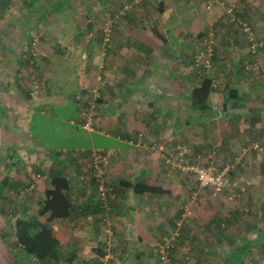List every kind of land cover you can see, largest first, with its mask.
Wrapping results in <instances>:
<instances>
[{
	"label": "rangeland",
	"instance_id": "obj_1",
	"mask_svg": "<svg viewBox=\"0 0 264 264\" xmlns=\"http://www.w3.org/2000/svg\"><path fill=\"white\" fill-rule=\"evenodd\" d=\"M43 1L10 0L7 3L0 0V119L3 116L6 120L4 125L0 124V180L6 182L3 187L5 190L0 193V264H160L158 246L175 228H178L179 235L171 241L173 247L167 264H234L231 258L225 259L230 250L244 244L245 240L255 241L258 230L264 231V112L262 119L260 117L256 120L251 114L259 107L264 110V0H221L223 6L219 5L221 2L214 0H166V5L175 7L178 4L183 11L179 12L181 17H176L172 23H160V41L176 40L173 42H177L178 47L184 45H181V49L172 50L177 58L182 59V64L175 66V63H169L167 69L170 72L175 69L182 72L184 94H187L201 77L207 75L216 88L207 100L210 106L207 105V110L210 108L213 114H203V123L201 113H193L200 118V123L197 124L188 118L191 112L185 102L187 97H181L177 105L171 100V104L179 110L176 117L167 114L168 123L162 134L165 133L168 139L161 141L164 142L162 144L148 145L151 152L157 154L158 162L159 155L168 159L164 164L165 169H161L162 172L153 179L157 187H167L168 192L162 189L154 191L152 196L155 200L150 198L142 202V209L136 212L141 213L140 220H137L140 225L117 224L110 227L94 224L88 227V231L95 234V239L86 240V237L78 235V232L88 233L83 223L74 224L77 232L75 235L67 232L70 226L55 225L53 222L52 227L60 240L62 254L55 261L44 262L27 255L14 245V222L17 216L22 214V202L28 204V209L23 212L22 217L36 214L45 202V191L50 181H64V186L74 188L76 195L81 194L84 197L87 191L76 193L75 190L87 184L80 179L81 176H87V179L91 177L87 170L88 150L109 152L110 160L113 157L111 152L116 155L120 151L122 154L132 153L133 150L128 149L145 145L144 134H150L153 129L155 133H161V128L151 129V126H148L136 135H130L126 129L112 126V108L115 107L112 103L116 101V96L113 95L111 87L115 86L117 75L112 68V56L106 57L108 51L103 49L105 46L102 45V22L106 17L113 18L112 39L116 24L114 21L117 19L116 15L112 14L119 0H80L79 6L77 3L72 4L70 0L58 15L49 16L36 23V16L30 15L32 6L29 7V4L36 3L39 6ZM80 6L88 11L84 19H92L97 23L96 27H92V30L96 31L93 33L91 46H83L84 39L80 38L77 30L75 8ZM146 7L149 11V7ZM70 9L72 12L69 14ZM55 17L57 19H53ZM232 18L237 24H248L251 28L249 31L257 41L247 44L242 30L234 21H229ZM157 23L152 17L146 23L151 29L150 35H155L150 25L156 28ZM37 29L40 30L38 33ZM53 29L52 35L57 41L52 43H70H67L66 50L56 49L57 53L55 58L53 57L55 60L50 56L49 60H53L49 65L42 56L36 54V49L41 38L45 40L52 36L48 30ZM229 33L234 39L228 37L231 36ZM205 40L211 41L209 44L215 49L209 70L202 65L196 66L191 61L196 51L201 50ZM29 41L30 47H35L25 49L26 64L24 59L19 62L20 58L13 59L11 54L7 57L3 55L9 52L8 48L16 44L17 47L27 46ZM52 43H47V47L52 46ZM252 44L254 48L251 47ZM164 48L162 52H171L169 48ZM105 51L106 55H102ZM82 55L85 59H82ZM167 56L169 57L163 55L165 59L172 57L171 54ZM100 57L102 60H99ZM14 60L24 64L14 70ZM45 63L48 70H55V73H48L50 84L46 79H42L46 78L43 73ZM154 71L153 74L157 72ZM193 74L195 76H192ZM98 75L105 80V85L99 89L98 100L94 101L93 130L87 131L81 127L79 113L85 107L83 100L87 88L96 84ZM13 76H17V80ZM6 78L11 81H5ZM35 81L36 89L33 87ZM146 82L152 85L151 88L157 85L153 79ZM234 85L246 98L244 105L239 108L240 116L234 114V105H223L220 95V90ZM45 90L52 94L55 103L47 104L43 109L30 106L29 101L33 100V97H40ZM10 92L18 94L16 97L26 95V105L23 104V107L28 109L25 113L16 112L17 106L21 107L22 104L17 105L12 101ZM4 93L10 98H4ZM76 95L81 98L76 100ZM146 99L151 100V97ZM103 102L106 106L102 109ZM157 110L161 116L164 115L160 112V107ZM254 145L257 146L255 149ZM20 148L25 150L22 155L18 153ZM237 156H242V159L241 163L235 166V175L243 176L245 181L241 183L244 192L233 200L228 199L227 193L210 195L206 190L199 188L193 174L184 169L191 165L206 166L211 161L225 166ZM47 157L61 159L62 163L66 164L54 160L53 169H46L43 162L50 161ZM32 158H40V166H36ZM3 170H9L13 174H10L13 177L8 183L9 177L1 176ZM17 173L25 176L23 181L29 180L31 184L17 188L12 181L19 176ZM105 182L111 192L115 184L110 182L106 173ZM88 186L90 190L96 188L92 183ZM111 201L107 198V205ZM151 212H154L152 218L155 220L143 222L142 216L149 218L147 214L150 215ZM140 226L147 231V241L145 238H134L136 229ZM107 228L113 232V246L110 245L112 240L109 246L107 244L110 240L105 236ZM127 236L131 239L126 238ZM258 244L250 245V252L243 253L242 264H264V244L262 247ZM134 247L145 250L148 255L136 256L138 253ZM98 251L110 252L114 257L105 261L100 258ZM70 252L74 254L70 256ZM130 253L134 255L129 256Z\"/></svg>",
	"mask_w": 264,
	"mask_h": 264
},
{
	"label": "crops",
	"instance_id": "obj_2",
	"mask_svg": "<svg viewBox=\"0 0 264 264\" xmlns=\"http://www.w3.org/2000/svg\"><path fill=\"white\" fill-rule=\"evenodd\" d=\"M9 1L10 0H5V2L7 3ZM37 1L39 2L40 0ZM71 3L72 4L77 3L79 6L80 0L77 1L72 0ZM145 6L149 7V11L147 7L145 8ZM68 11H70L69 12L70 14L72 12V9ZM75 11H76V18L78 25L77 30L79 31L80 38L84 39L85 42V43L83 42L84 44L83 46L85 45L91 46V42L94 38L92 36L96 30H92L93 26L92 25L88 26L87 20L84 19L86 18L87 16L86 12L88 11H85V9L82 6H80V8L79 7L75 8ZM181 11L183 10H181L178 4H176L175 7L171 4L166 5V0H157V1L143 0L142 2L141 1L138 2L133 9L128 10L127 12H125L124 15H121L116 19L115 29L113 31L111 43L110 44L108 43L109 46L107 50L109 51L106 56V57L112 56V68L115 69L117 75L116 76L117 82L115 86L111 87L113 95L116 96V101L114 100V103H112L115 106L112 108V113H113V117L111 118L112 126L115 125V127L118 129H126L130 135L132 134L136 135L139 131L141 132L142 129L145 130V128L148 126L149 127L151 126V129H153L154 127L156 129L161 128V133L159 132L155 133L153 129L151 130L150 134H144L146 139L145 145L141 147L134 146L133 149H128L129 151L133 150L132 153H128V154L124 153L125 155L122 154L120 150L123 148L119 150L120 153L118 155L111 152L112 154L111 156L113 157L112 159L110 158V160H108V163L105 166V173H106V177H108V179H110V182L114 183L115 186L111 189V192H109L108 198L112 201L111 203H108L106 207H103L102 203L97 198L96 188H94V190L92 189L90 190V187L88 186L89 183H92V185L95 186L94 180H92V178H88L84 180V183H87L86 185H84L85 187L82 186L81 188H76L75 190L76 193H84L85 191H87V195H85L84 197L81 196V194H79L80 196L76 195L73 192L74 188H68V186L67 187L64 186V181L63 183L60 181L56 183L50 181V184L48 182L46 190L50 189L56 191L55 192L56 196L57 193H60L63 196L67 195L70 200L71 197H73L74 200L72 199V201L81 205L82 210L85 211V213L79 216L74 215L69 217L68 219H64L60 221L58 220L55 222V225L59 224L64 226H70L67 229V232L69 234L74 233L75 235H77V232L75 231L76 229L73 227L75 223L85 224L86 227H84V229H86L87 231H88V227L93 226L94 224L99 226L107 225L110 227L116 226L117 224H126L128 226V224L130 225L136 223V225H140V223H138L137 220H140L141 213L140 212L136 213V212L142 209L141 207L142 202L144 200L148 201L150 200V198L151 200H155V198L153 199L152 196L154 191L157 192V191H161L160 189H162L163 191L168 192L167 187L164 186L157 187L155 185L157 183L153 182V179L157 177V174H159V172L160 173L162 172L161 169H165L166 166L164 164L168 162V159L164 158L163 155H159L160 162H158L157 154L152 153L150 150L151 147H148V145L158 144V143L162 144L164 142L161 141H166L165 140L167 138L166 134L165 133L162 134V130L166 129L168 123L167 114H173L176 117L177 116L176 113H178L179 110L177 106H173V103L171 104V100H174L177 105L181 97L182 98L188 97L190 93V91L187 94L183 93L184 89L182 85L184 81L182 80L183 79V76L181 75L182 72H178L179 70L177 71V69H175V71L170 72L167 69V66L170 65L169 63H175L176 64L175 66L178 65L180 66L182 64V59L177 58L175 54H173L172 50H176V48L177 49L183 48L181 47V45L183 44H181L179 48L177 46L179 44L177 42H173L176 40H173L171 42L166 40L160 41L162 40L160 37V30L162 25H160V23L164 24L165 21L166 23H172L176 17L178 18L181 17V13H179ZM151 17L153 18L155 23L156 22L159 23V25L157 23V25L155 26L156 28L150 25L152 31L154 30L155 35L149 34L151 29L149 28V26L146 25V23L150 21ZM68 21H70V19ZM36 31L38 33L40 30L37 29ZM48 31L52 35L54 29ZM37 33H35V35H37ZM53 41H57L55 40L53 35L48 37L47 39L45 38V40L41 38V40L37 44V49H36V54L40 57L42 56L41 58L45 59V61L48 62L49 65L52 64V60L55 58V55L57 53L56 49H61V51L66 50V48L68 47L67 43H70L67 42L59 45L52 43ZM30 42L31 41L28 42L29 44H27V46H23L24 48L22 46L17 47L16 44L15 46L8 48L9 52L7 51L3 53V55L7 57L11 54V57H13V59L20 58L19 62L24 59V62L26 64L27 57L24 54L25 49L28 48L30 50V48L33 49L35 47V46L30 47L31 44ZM47 43L49 45L50 43H52V46L47 47L48 46ZM10 45L13 44L10 43ZM164 47L169 48V51L171 52L168 53L162 52V49H165ZM59 53L63 54L64 52L63 53L59 52ZM164 54L166 57H169L167 56V54L168 55L171 54L172 55L171 59H165L163 57ZM50 56L54 58L52 60H49ZM82 59H85L83 55H82ZM99 60H102V58L100 57ZM24 62L22 64H19L18 62L15 61L14 63L16 64V68L14 70H18L20 66L24 64ZM46 65L47 64L45 63L43 67L44 69L43 73L44 75H46V78L43 77L42 79L43 80L46 79V81H49L48 84H50V78H47L48 73L51 72L55 73V70L53 69L48 70V67H46ZM153 69L157 70L155 74H153L155 72ZM13 78L17 80V76H13ZM8 79L9 78H6L5 81H11ZM151 79L157 82V85H155L153 88H151L152 86L151 84H147L146 82V81H150ZM145 82L146 84H144ZM102 91H104V89H102ZM13 92H10L12 101H14L17 105L19 103L22 104L21 107H19V105L17 106L16 112L18 114L25 113L28 109V107H23V104L26 105V100L24 99L26 98V95L16 97V95L18 94H15ZM239 93L241 92L239 91ZM51 95L52 94H49L48 90L47 91L45 90L44 94H42L40 97L39 96L33 97V100L29 101V103H31L30 106L33 105V106H37L38 109L41 108L43 109L46 107L47 104L52 105L55 102L53 101ZM241 95L244 94L241 93ZM3 97L10 98L7 93H4ZM75 97L77 100V98H79L80 96L76 95ZM149 97H151V100L146 99ZM167 101H169L170 103H168ZM185 102L191 112L188 118L199 124L200 118L195 116V114H193L194 111L196 110H192L190 108L188 99L187 101L185 100ZM105 106L106 104L103 102L101 108L103 109L105 108ZM159 107L161 108L160 112H163L164 114L163 116H161L157 110ZM234 109H233L234 114L239 115L240 109L238 107ZM210 112L211 114H213L209 108L207 115L210 114ZM262 112H264L263 108L259 107L257 111L254 110L253 113L251 114L254 115L253 117L255 118V120L258 118L260 119V117L262 119V115H263ZM196 113L198 114L199 112L196 111ZM201 116H202L201 120L204 123L205 120L203 119V115L201 114ZM249 119L251 118L249 117ZM4 120L5 118L2 116V118L0 119V124L4 125L5 123ZM175 121L178 122V119L175 118ZM129 134L128 135L124 134V135L128 137ZM171 136L173 138L172 134ZM116 139L118 141L123 142V140L119 139V137H116ZM27 150H29L28 146H27ZM24 151L25 150L21 148L18 149L19 155H22ZM107 153L109 157V152ZM31 154L36 155V153L34 152H31ZM33 156L34 155H31V157ZM47 158H49L50 161L47 162L45 160L43 162L44 164H46V169H51V170L53 169L54 160L58 161L60 164L63 163L66 164V162L62 163L61 159L58 158H52V157H47ZM121 159L123 162H121ZM32 160L36 163L35 164L36 166L37 165L40 166V164L42 163L40 161V158H38V160H34L32 158ZM87 170H88V166H87ZM10 174L13 175L12 172H10L9 170L7 171L3 170L1 172L2 177H7V176L9 177V179L7 178V183L9 182L10 178L13 177ZM17 174L19 176H16V178L12 180L17 188H22L24 186H28L29 184H31L29 180H27V182L23 181L22 178L25 176L19 173ZM50 176L53 177L51 174ZM125 182L129 183L130 186H126ZM5 183H6L5 181L0 180V186H1L0 193L5 190L3 188ZM22 207L23 208L21 209L19 208L22 214L21 216H17V217L23 216V212L28 209V204L26 202H22ZM153 213L154 212H151L150 215L149 213L147 214L149 218L142 216L141 218L142 221L143 222L149 220L154 221L155 218L154 219L152 218L154 217ZM54 228L57 229L56 226ZM136 231H137L136 232L137 237L134 236L135 239L138 240L140 238H145L147 241L146 229H143L140 226L138 229H136ZM78 235H81L82 237H86L87 238L86 240H91L96 238L95 234H91L90 231H88V233L81 232L80 234L78 232ZM245 237L246 236L244 235V238ZM73 238H75V236ZM126 238H128L129 240L131 239L130 236L129 237L127 236ZM68 239H72V238H68ZM110 241H111L110 245L113 246L114 244L113 241H115L113 232H112V237L107 242L108 246ZM239 245L241 246L242 244ZM133 249L136 251V253H138L136 254V256L144 257V255H148L143 249L136 247H134ZM231 252L232 251L230 250L229 254ZM73 254L74 253L70 252V256ZM130 255H134V253H130L129 256ZM109 257L113 258L114 255L111 254L110 252H106L104 255L100 256V258L105 261H107ZM127 263L128 262L125 263L119 262V264H127Z\"/></svg>",
	"mask_w": 264,
	"mask_h": 264
},
{
	"label": "trees",
	"instance_id": "obj_3",
	"mask_svg": "<svg viewBox=\"0 0 264 264\" xmlns=\"http://www.w3.org/2000/svg\"><path fill=\"white\" fill-rule=\"evenodd\" d=\"M69 1L70 0H44L42 4H40L39 6H37L36 3H30L29 7L32 6V8L29 12L31 16L32 15L36 16L35 22L39 23L40 21L44 20L45 18L49 16L58 15L60 11L65 8L66 4H69L72 0L70 2ZM140 1L142 2L143 0H140ZM117 3L118 5L116 8H114V11H113L114 14H112V15H116L115 18H118L119 16L125 14V13L123 14L120 13L119 15V12H121L124 5L130 4L131 6L130 9L131 8L133 9V6H135L134 4H137V3H134L133 0L132 1L131 0H119ZM53 19H57V18L55 17ZM102 19H101V22H102ZM107 19H110V18L106 17V19H103V22H102L103 25L105 24V21ZM112 19H110L111 22L113 21ZM115 22H116V19H115ZM234 22L235 24H237L236 21ZM96 24L97 23L92 19L87 20L88 26H91V25L95 26ZM112 26H111V29H112ZM237 26L240 29H242V25L240 23L237 24ZM88 31H87V34H88ZM230 33L229 35H231ZM244 35L245 34L243 32V36ZM232 36L233 35L228 36V37L233 38ZM246 39L247 38H245V40ZM254 41H257V39L254 38ZM246 43L250 44L251 42L246 40ZM109 44H107L106 46L104 45L105 46L104 48L106 51H109L107 50ZM106 51L103 52L104 53L103 55H106L107 53ZM214 51L215 49H213L212 60L215 54ZM191 61H192V64H194V58H192ZM214 87L215 86L212 84L211 80L208 79L207 75L201 77L200 81L196 82L195 86L190 90V93L187 97L188 102L190 104L189 105L190 108L192 110H196L200 112L202 115L208 113L209 109L207 110V105L209 106V104L207 100H208L209 94L215 91L216 88ZM220 95L222 96L223 105L231 104L238 108L242 107L244 105V101L246 100L244 95H241V93H239V88L236 85L232 86L231 88H228V87L223 88L222 91L220 90ZM196 111H194V113H196ZM89 152L90 150L86 152L87 156ZM233 160L234 159H232V161ZM216 165L219 168L223 167L218 164ZM57 174H61V173L57 172ZM235 176H237L235 175V170L231 171L230 178L232 179ZM56 177H60V176H56ZM92 180H95V179L92 178ZM125 185L130 186L129 183H126V182H125ZM106 186H107V183H106ZM55 192L56 191L50 190V189L46 190L45 202L41 204L37 213L28 215L26 217H18L14 222V239H15L14 245L18 246L20 250L22 249V251H24L27 255H31L35 259L42 261V262L50 261V260L55 261L62 254L61 253V243H60L59 238L54 233L52 223L58 220L68 219L69 217L74 216V215L79 216L85 213V211L82 210L81 205L70 200L67 195L63 196L60 193H57V196H56ZM224 193H227V192H224ZM257 243H259L258 245H260V247H262L264 244V231L263 230H258L257 238L255 239V241L245 240V243L242 244L241 246L239 245V246L234 247L232 252L228 255V257H225V259L227 258V260H230L231 258L234 264H242L241 258L243 256V253L250 252V249H251L250 247L254 244L256 245ZM98 253L100 256L105 254L104 251H98Z\"/></svg>",
	"mask_w": 264,
	"mask_h": 264
},
{
	"label": "built area",
	"instance_id": "obj_4",
	"mask_svg": "<svg viewBox=\"0 0 264 264\" xmlns=\"http://www.w3.org/2000/svg\"><path fill=\"white\" fill-rule=\"evenodd\" d=\"M214 1L221 2V0H214ZM133 2L138 3L140 2V0H133ZM219 5L223 6V3L221 2ZM130 7H131L130 4L124 5L121 12H119V15L120 13L123 14L126 11H128ZM229 10L228 12L230 13L231 10L230 11ZM233 20L234 18H232V20L229 21H233ZM240 24L242 25L241 30L244 32L245 34L244 36L247 38L249 42H253L254 37L252 35V32L249 31L250 28L246 25V23H240ZM111 26H112L111 20L107 19L102 27L103 45L105 46L108 43H110L111 40V31H112ZM35 41L36 40H34L33 43H35ZM210 42L211 41L207 42L205 40L201 50L196 51V53L193 55L194 64L196 66L202 65L203 68H205L206 70L207 69L209 70L211 68V61L213 56V47L209 44ZM259 45L261 46L262 44L260 43ZM251 47L254 48V45L252 44ZM103 54L104 53H102V55ZM104 83L105 80L102 79L100 75H98L96 78V84L91 85L89 88H87L86 95L84 96L83 102L85 104V107L83 109L81 108L82 110L80 111L79 116H80L81 127L87 131L93 130L92 127L95 116V113L93 111V108H95L94 101L96 102L98 100L100 93L99 89L101 86L105 85ZM33 84H34L33 87L36 89L37 88L36 81ZM256 147H257L256 145L253 146L254 149ZM108 158L109 157L107 153L99 149H94V150L92 149L88 154V159H89L88 172L91 174L90 178L95 179L94 183L96 186L97 198L101 201L103 207L107 206L106 201L109 196V189L106 186V182H105V166L108 163L109 160ZM241 159L242 156L241 157L237 156L234 158L232 162L227 163L222 168H219L216 164H214L211 161L206 166L199 167L197 165H191V166H186L184 169L192 173L198 187L207 190V192L210 195L215 196L227 192L228 199L233 200L235 197L240 196L241 192L244 191V188L241 187V183L245 181L243 176L240 175L238 177L235 176L232 179L230 178V172L236 169L235 166L238 165V163H241ZM80 179L84 181L85 179H87V176H81ZM176 224L178 225L179 223L177 222ZM105 234L107 239H110L112 237V231L109 228L105 230ZM178 235H179L178 228H175L172 234L168 238H165L162 244L158 246L157 252H158V260L160 264H167L170 261L169 254L173 247L171 241L176 239Z\"/></svg>",
	"mask_w": 264,
	"mask_h": 264
}]
</instances>
